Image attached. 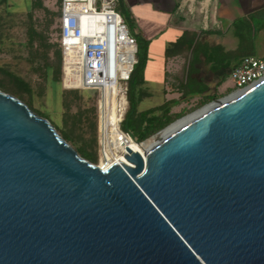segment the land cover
Here are the masks:
<instances>
[{
  "label": "water",
  "instance_id": "obj_1",
  "mask_svg": "<svg viewBox=\"0 0 264 264\" xmlns=\"http://www.w3.org/2000/svg\"><path fill=\"white\" fill-rule=\"evenodd\" d=\"M204 108L104 168L0 91V264H264V80Z\"/></svg>",
  "mask_w": 264,
  "mask_h": 264
},
{
  "label": "crops",
  "instance_id": "obj_2",
  "mask_svg": "<svg viewBox=\"0 0 264 264\" xmlns=\"http://www.w3.org/2000/svg\"><path fill=\"white\" fill-rule=\"evenodd\" d=\"M120 2L139 26V35L149 41L148 52L155 42L162 48V69L157 86L162 101L146 109L172 101L176 104L172 111L178 113L191 102L207 103L225 96L232 90L224 82L242 58H264V0ZM186 31L199 33L197 50L166 57V50ZM242 38L250 43L251 52L234 59L232 54L238 50ZM227 45L231 49H227ZM257 45H260L258 50ZM141 90L143 98H152L154 93L145 87V82Z\"/></svg>",
  "mask_w": 264,
  "mask_h": 264
},
{
  "label": "trees",
  "instance_id": "obj_3",
  "mask_svg": "<svg viewBox=\"0 0 264 264\" xmlns=\"http://www.w3.org/2000/svg\"><path fill=\"white\" fill-rule=\"evenodd\" d=\"M8 1L9 0H0V6H6ZM26 2L30 7V11L26 14L28 23L27 26H25L27 36L26 47L29 54L27 61L31 64H33V62L38 59L43 61L42 67L40 66L43 83H50L53 90L56 91L60 88L61 77H63L60 39L59 44L47 42L43 36V32L36 30L35 25L31 20V11H47L43 6L42 0H26ZM119 3L121 4L120 0ZM58 4L59 12L57 15L59 23L61 0H58ZM8 24L9 21L4 20L3 17L0 18V38L2 31H4L9 26ZM134 38L137 46L135 56L136 64L134 65L129 81L127 82V104L125 112L122 116V120L119 123V129L121 132L129 135L134 143L140 144L166 128L176 119L182 117L184 114H186L187 110L183 109L178 113H174L172 108L175 107L176 104L172 101H167L162 105L142 111L137 109L144 96L141 87L144 83V66L147 58L149 41L140 35ZM199 43L198 32L186 31L166 50V57H173L178 55V53L184 52L193 53L195 50H197ZM249 48L250 43L248 40L242 38L240 40V46L236 53L232 54V58L235 59L241 55L249 54L251 52ZM50 53L52 58L49 56ZM34 71L40 70L38 67H36L34 68ZM0 74L5 76L4 78L0 79V91L11 94L12 96L23 101L33 112L48 120L53 125L57 133L76 150L80 157L92 164H96L97 139L96 122L94 120L95 109H92V115L89 116L88 110L82 107V96H97L96 91L79 89H64L59 91V98L61 100L60 107L63 112L58 124L52 122L49 119V116L46 114L33 109L32 98L34 90L28 81L14 72L7 71L1 67ZM39 89V93H42L44 91V86L40 87ZM84 92H89L90 94H85ZM203 104L205 103L199 102L196 104V106L199 107ZM73 107L76 109L74 112L72 111Z\"/></svg>",
  "mask_w": 264,
  "mask_h": 264
},
{
  "label": "built area",
  "instance_id": "obj_4",
  "mask_svg": "<svg viewBox=\"0 0 264 264\" xmlns=\"http://www.w3.org/2000/svg\"><path fill=\"white\" fill-rule=\"evenodd\" d=\"M118 3L119 0H61L59 23L63 86L97 92L99 123L101 115L107 117L115 100L119 127L127 104V82L136 64L137 46L117 11ZM230 78L234 89L224 99L264 80V58H242ZM215 104L211 102L207 106ZM122 134L132 141L129 135Z\"/></svg>",
  "mask_w": 264,
  "mask_h": 264
},
{
  "label": "rangeland",
  "instance_id": "obj_5",
  "mask_svg": "<svg viewBox=\"0 0 264 264\" xmlns=\"http://www.w3.org/2000/svg\"><path fill=\"white\" fill-rule=\"evenodd\" d=\"M43 6L46 8V12L42 10L31 11L32 13V22L35 25L36 30L43 32L45 40L49 43L59 44V23H58V12L59 4L58 0H42ZM30 11V7L26 0H9L6 6H0V18L3 17L4 20L9 21V26L2 31L0 38V67L14 72L15 74L21 76L26 81H28L34 90L32 103L33 109L40 111L43 114L49 116V119L52 122L59 124V119L62 115L63 110L60 107V95L59 91L66 89L62 84V77L60 82V88L58 90H53L50 83H43L42 80V71L41 67L43 61L41 59L35 60L33 64L29 63L27 59L29 58L28 50L26 47L27 36H26V27L28 23V18L26 14ZM118 13L123 18L129 32L134 37L139 36V26L134 23V20L130 17V14L127 9H125L120 3L117 8ZM258 38V33L256 34ZM260 41L257 40L256 44H259ZM259 49L260 45H257ZM149 47V46H148ZM230 47L227 45V49ZM160 44L155 42L150 51H147V58L144 66V75H145V87L153 92L152 98H143L139 103L137 109L142 111L148 107L153 106L155 103H160L162 101L161 94L157 90L159 85L161 69H162V48L160 52ZM159 50V52H158ZM149 53V54H148ZM159 53V54H158ZM258 53V52H257ZM51 57V53L49 54ZM52 58V57H51ZM41 66V67H40ZM38 67L40 71H34V68ZM5 76L0 74V79ZM6 79V78H5ZM224 85L230 90L234 89V83L230 77H228ZM44 86V91L39 93V88ZM85 94H90L89 92H84ZM230 93L225 96H220L213 101H209L201 106H196V102H191L186 106L187 112L182 117L176 119L172 123H175L177 120H180L184 117H189L192 114L198 112L199 110L206 107V105L211 102H217L228 97ZM11 95V94H10ZM82 107L88 110L89 116L92 115V109H95V122H96V158L97 162L95 165L100 163V132H99V118L97 113V96L95 95H85L82 96ZM76 109L73 107L72 111ZM171 123V124H172ZM170 125V124H169ZM168 125V126H169ZM162 131V130H161ZM159 131L149 139L145 140L141 144L149 141L153 137L161 133Z\"/></svg>",
  "mask_w": 264,
  "mask_h": 264
},
{
  "label": "bare ground",
  "instance_id": "obj_6",
  "mask_svg": "<svg viewBox=\"0 0 264 264\" xmlns=\"http://www.w3.org/2000/svg\"><path fill=\"white\" fill-rule=\"evenodd\" d=\"M65 84L68 85V79L65 80ZM119 120L120 118L116 113V103L115 100H113L112 106L108 112L107 117L105 118L102 115L100 117V123H99L100 143L103 146L102 149H100L101 151L99 155L100 167L106 168L110 164L116 162L118 159L123 157L125 154L126 147H129L133 151L134 149L142 145V144H136L133 141H129L127 138L123 136L122 132L118 127ZM182 120H179L178 122L174 123L172 126H174L175 124L179 123ZM172 126H170L169 128H171Z\"/></svg>",
  "mask_w": 264,
  "mask_h": 264
}]
</instances>
